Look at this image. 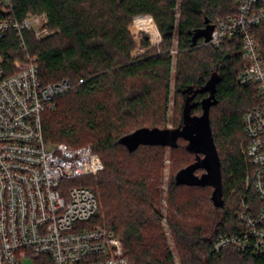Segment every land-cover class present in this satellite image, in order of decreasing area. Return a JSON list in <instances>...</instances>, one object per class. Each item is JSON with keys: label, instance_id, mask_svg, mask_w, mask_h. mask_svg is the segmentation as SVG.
Segmentation results:
<instances>
[{"label": "trees", "instance_id": "obj_1", "mask_svg": "<svg viewBox=\"0 0 264 264\" xmlns=\"http://www.w3.org/2000/svg\"><path fill=\"white\" fill-rule=\"evenodd\" d=\"M13 2L14 8L7 16L16 21L29 14L47 16L50 35L37 40L31 32L24 34L27 55L37 58L40 80L49 84L68 79L76 86L58 99L54 109L43 113L45 141L74 147L89 145L104 164V170L97 175L71 181L99 191L101 209L93 217L92 225L113 230L131 264H176L160 225V185L166 147L139 145L131 150L123 142L142 129H168L160 126L159 119L163 117L164 121L166 115L176 36V82L185 101L181 106L182 119L174 129L183 126L189 97L195 105L191 114H202L201 101L208 93L196 92L216 75L218 104L211 108L210 120L221 160L225 200L224 208H216L213 203L212 208L209 198L197 193L212 187L178 186L171 178L168 204L175 212H169L168 225L181 264H264V256L233 247L213 251L220 236L236 234L240 227L236 212L248 193L246 176L251 171L242 150L247 143L243 116L260 103L258 90L237 83V75L246 63L239 37L228 41L224 51L205 44L203 39L194 46L192 40L207 19L216 24L220 19L237 16L239 0ZM138 17H150L157 25L163 38L158 52L150 50L133 56L136 44L129 26ZM142 28L151 31L146 26ZM254 33L264 58V26ZM0 55L5 58L7 69L8 62L24 59L14 31L10 30L0 41ZM162 90L163 105L159 104ZM222 105L226 108L214 117L213 111ZM180 141L186 146L180 145ZM187 146L186 140L179 139L172 150L183 149L196 160ZM191 192L193 197H188Z\"/></svg>", "mask_w": 264, "mask_h": 264}, {"label": "built area", "instance_id": "obj_2", "mask_svg": "<svg viewBox=\"0 0 264 264\" xmlns=\"http://www.w3.org/2000/svg\"><path fill=\"white\" fill-rule=\"evenodd\" d=\"M13 0H0V41L14 31L24 59L8 62L0 55V264H131L121 239L108 227L92 225L100 200L86 186L71 181L104 170L100 156L89 146L49 144L42 115L75 84L64 79L44 84L37 58L27 55L24 34L37 40L51 34L45 14L21 21L7 16ZM264 26V0H239L238 15L214 24L205 44L224 51L239 37L245 65L237 75L242 87L255 86L260 103L243 116L247 143L243 153L251 171L248 193L236 212L239 230L220 236L213 251L233 247L264 256V58L254 30ZM83 81L80 80V83Z\"/></svg>", "mask_w": 264, "mask_h": 264}, {"label": "water", "instance_id": "obj_3", "mask_svg": "<svg viewBox=\"0 0 264 264\" xmlns=\"http://www.w3.org/2000/svg\"><path fill=\"white\" fill-rule=\"evenodd\" d=\"M214 24L208 19L205 27L196 31L193 35V45L200 39L208 43L212 38ZM218 77L214 75L212 79L197 93L209 95L201 101L202 114L192 115V97L186 100L183 113V126L178 129L149 130L142 129L123 139V142L131 149L139 145H157L170 148L178 146L179 139L188 142V151L196 155L194 163L181 169L176 175L178 186L212 187L213 193L211 201L216 208H224V192L221 170V160L213 137L210 120V110L218 104L216 98ZM198 170H203L202 175H197Z\"/></svg>", "mask_w": 264, "mask_h": 264}, {"label": "rangeland", "instance_id": "obj_4", "mask_svg": "<svg viewBox=\"0 0 264 264\" xmlns=\"http://www.w3.org/2000/svg\"><path fill=\"white\" fill-rule=\"evenodd\" d=\"M138 20L140 22H138ZM144 23V25H142ZM142 25V26H140ZM148 27L151 29V31L148 33L145 30H143L142 27ZM156 26V27H155ZM157 28V29H156ZM129 30L132 34V37L135 41L136 44V49L133 52L134 57L141 56L145 54L147 51L150 50H155L158 52L161 50V47L163 45V38L158 30L157 25L153 21L152 18L150 17H138L134 19L132 24L129 26ZM154 35L153 36L151 35ZM155 39V40H154ZM146 44L148 45L146 47ZM173 50L172 53L174 55V60H173V68H172V78L170 82V87H169V92H168V101L166 105V115L164 121H161L163 117H160L159 123L161 124L160 126L163 128H168V129H174L178 127V124L180 123L182 119V108L181 106L184 105V98L181 95V93L178 92V85L176 82V66H177V50L176 45H177V37L175 36L174 42H173ZM164 99H165V92L162 90L161 92V97H160V103L159 104H164ZM163 107L161 112H163ZM226 108L225 105H222L221 107L215 109L213 111V116L217 117L220 114H222L223 109ZM151 119V117H150ZM180 145L183 147L186 146V143L184 141H180ZM245 146V145H244ZM242 145V147H244ZM195 161V156H189L186 155L183 152V149H179V151L174 152L172 148L166 147L164 150V157H163V162H162V178H161V185H160V190H161V215H160V225L162 226V230L164 234L166 235V243L168 247L172 250V253L174 255L175 263L176 264H181L179 254L175 248V243L174 239L172 236V232L170 230V227L168 225V214L169 212H175L172 211L169 207L168 204V192H169V185L173 181H175V176L178 170H180L183 167H186L187 165L193 163ZM204 172L202 170H199L197 172L198 175H202ZM172 178V179H171ZM75 183L71 182V186H74ZM99 200H100V194L99 191H96ZM201 194L204 197H208L209 204L211 203V207L213 208L212 201H211V196L213 193V188H206L204 191H199L197 192ZM188 197H193V193L191 192L188 194ZM101 200H100V208L101 209ZM98 211V212H99ZM32 262V261H30ZM30 262H28L30 264Z\"/></svg>", "mask_w": 264, "mask_h": 264}, {"label": "bare ground", "instance_id": "obj_5", "mask_svg": "<svg viewBox=\"0 0 264 264\" xmlns=\"http://www.w3.org/2000/svg\"><path fill=\"white\" fill-rule=\"evenodd\" d=\"M152 36H153V38H154V35L153 34H151ZM155 40V39H154Z\"/></svg>", "mask_w": 264, "mask_h": 264}, {"label": "flooded vegetation", "instance_id": "obj_6", "mask_svg": "<svg viewBox=\"0 0 264 264\" xmlns=\"http://www.w3.org/2000/svg\"><path fill=\"white\" fill-rule=\"evenodd\" d=\"M208 95H209V94H208ZM206 97H207V96H206ZM198 171H199V170H198ZM198 171H197V172H198ZM197 172H196V173H197ZM197 175H198V174H197Z\"/></svg>", "mask_w": 264, "mask_h": 264}]
</instances>
